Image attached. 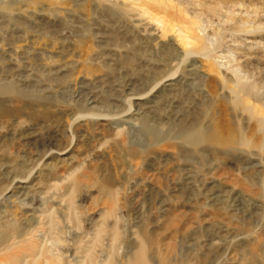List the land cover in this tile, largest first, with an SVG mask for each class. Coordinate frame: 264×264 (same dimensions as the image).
<instances>
[{
	"label": "rangeland",
	"instance_id": "1",
	"mask_svg": "<svg viewBox=\"0 0 264 264\" xmlns=\"http://www.w3.org/2000/svg\"><path fill=\"white\" fill-rule=\"evenodd\" d=\"M131 1L0 0V264H126L143 241L150 264H264L261 127L238 109L252 148L182 136L204 114L232 143L234 69L264 104V0ZM194 15L211 56L179 39Z\"/></svg>",
	"mask_w": 264,
	"mask_h": 264
},
{
	"label": "bare ground",
	"instance_id": "2",
	"mask_svg": "<svg viewBox=\"0 0 264 264\" xmlns=\"http://www.w3.org/2000/svg\"><path fill=\"white\" fill-rule=\"evenodd\" d=\"M146 1H149V0H132L131 6L136 5L137 7L143 9V11L145 13H148V9H147V7H145ZM172 2H174V1H172ZM35 4H38V2H35ZM215 10H216L215 7L214 8L209 7L208 11L216 13ZM157 20L159 23L164 24V33H167L174 26V24H173L172 27L169 29L168 28L169 25L167 22L163 21L162 19H157ZM201 22H202V19H201L200 15L192 16V21H190V23L194 26L195 33H191V34L185 33V35H181L179 37V39H180L183 47H186V48L187 47H194V49H196L197 51L203 53L206 57H208V56H211V54L215 48L209 49L204 44V41H203L204 39H202L203 37L196 35V32L198 33V30L201 26ZM218 33L219 32L216 31L215 33L212 34V36L216 37V34H218ZM216 43H217V45H219L221 42L217 41ZM185 56H187V55H185ZM241 71L243 72L242 73L243 75H240ZM241 71H239L238 69H234L231 71L233 76L227 75V74H224V76H223L224 83H225L226 87L230 88L231 94H232L229 102L231 104H233V107H234V112H232V113L235 115V119H234V126L235 127H234V131L231 134V142L232 143L224 146L220 142L223 138H222V133H221L219 127H217L215 121H213V120H212V125L205 126L203 123L204 122V116H205L204 114H202V116H200V117H196L194 124L190 125L194 129L193 128L192 129L187 128L184 130L182 136L184 137V140L186 143H188L189 145H192L193 147H197V148L201 145H203V146L207 145L210 147L211 146L217 147L215 149H218V150L234 149V147L237 145L252 148L253 145L250 142V140L246 134L243 122H242V120L239 119V116L237 114L238 109H244L249 114V118L255 119L257 124L259 125V127H261L262 140H261V142H259L258 145H259V148L261 150L264 149V122L258 116L259 114H264V104L259 103L260 106L256 107V110H253L252 108L248 109V107L246 106L249 104V102H250L249 100H251V98L255 97V95H257V93H258V88H259L258 82H256V80L254 78V76H256V73L247 71L243 68ZM170 75L174 76L175 73H172V74L170 73ZM245 77H246V79H245ZM78 183H79L78 181H77V183H76V181L73 182L72 188H71L72 191L75 189V186ZM107 193L109 194V192H107ZM72 198L73 197H71L69 199L70 200L69 202H70L71 213L74 212V206H73L74 204H73ZM112 212H113V208L110 207L107 214L110 215V213H112ZM75 217H76V214H75ZM116 239H117V235L115 234L114 240H116ZM10 247L11 246H9L7 248H10ZM35 247L36 246H34L33 244H31V246H30V248L32 250H34ZM87 254H88L87 255L88 258H90L91 257V250H88ZM20 257L21 256L17 253L14 254V256H13V258H15V259H19ZM104 264H113V262L111 259H108ZM126 264H150V261L147 257V249L145 246V241L141 242V244L138 247V249L136 250L135 254L126 262Z\"/></svg>",
	"mask_w": 264,
	"mask_h": 264
}]
</instances>
